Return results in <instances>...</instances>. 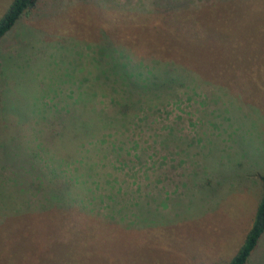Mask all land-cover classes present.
<instances>
[{
  "label": "rangeland",
  "instance_id": "374dc122",
  "mask_svg": "<svg viewBox=\"0 0 264 264\" xmlns=\"http://www.w3.org/2000/svg\"><path fill=\"white\" fill-rule=\"evenodd\" d=\"M12 1L0 0V18ZM136 1L38 0L29 18L0 42L1 262L27 251L39 264H226L251 227L264 175V0H197L190 7L197 13L175 12L179 23L172 21L171 7L157 9L161 11L142 30L134 28V10L125 9ZM179 1L181 7L191 0ZM175 30L178 44L172 47ZM116 45L129 61L106 47ZM99 48L108 55L97 66L92 61ZM142 60L157 68L156 75L178 81L164 89L168 95L186 97L183 92L195 90L189 102L183 98L174 107L166 104L163 93L162 111L155 114L157 120L151 118L156 123L135 137L141 149L153 148L155 167L148 161L145 169L135 161L132 171L119 169L111 164L118 152L109 143L56 136V131L75 125V119L84 121L78 112H89L93 125L106 115L113 117L120 103H138L131 94L118 92V75L121 66L137 74ZM53 103L69 110H62L56 122L44 114ZM43 125L50 128L39 137ZM171 127L177 140L164 141ZM129 134L108 141L126 142ZM157 134L161 138L155 143ZM82 139L86 145L78 147ZM97 148L109 160L99 165L97 176H90L87 169L100 158ZM120 155L132 160L125 150ZM28 167L31 171L23 172ZM133 176L142 187L145 176L151 177L160 184L159 193L163 185L169 195L162 194L164 201L159 202L149 194L143 209L120 213L112 211L120 210V196L105 198L107 191H95L123 182L125 190L136 189L130 188ZM28 189L31 193L24 192ZM72 192L84 194L85 200H73ZM62 204L76 210L79 225L92 216L102 224L98 235L103 232L109 240L102 237L100 247L84 250L61 237L59 228L55 235L37 236L44 239L38 244L22 241L18 214L30 216L38 226L54 218L63 222L66 216L55 208L66 213ZM136 211L142 216L135 217ZM249 264H264V237Z\"/></svg>",
  "mask_w": 264,
  "mask_h": 264
},
{
  "label": "trees",
  "instance_id": "16d2710c",
  "mask_svg": "<svg viewBox=\"0 0 264 264\" xmlns=\"http://www.w3.org/2000/svg\"><path fill=\"white\" fill-rule=\"evenodd\" d=\"M145 1L148 2V4H145ZM195 1L197 2V0H191L187 3H183L181 7H178L181 4L179 0H137L136 3L132 4V8H125V9L134 10V12L136 13L135 22L132 20L134 24V28L136 30H142L147 21H151L154 15H157L158 12H160L162 9H163L162 11L167 10L168 7H171V9L173 10L172 19L174 18V14L177 11L178 12L180 11V16L184 14L197 13V9H190L191 5H195L196 3ZM37 5H38V0H13L7 12L0 18V42L13 30L15 25L20 20L24 18H29V16L37 8ZM186 8H189V9H186ZM157 9H161V10L157 11ZM179 19L180 18L178 16L172 21L179 23ZM167 22L168 20L165 21V23ZM127 28L134 29L129 26H127ZM169 28L170 27L168 26V24H165L166 33ZM175 33L172 32V38L170 40L172 47L178 44L176 40V37L179 34L178 30H175ZM167 34H170V33H167ZM106 47H109L111 55L116 54L119 59L124 60V61L128 60L125 57L124 50L121 49L119 45H116L115 47L114 46H106ZM174 54L175 53H173V55ZM107 55L108 54L103 48L97 49L94 54V57H93L94 60L92 61V63L98 66L99 62L102 61ZM136 66L140 73L137 72L136 70L135 71L137 72V74L132 73L129 70H127L126 66L120 67V70H123V73H119L118 75L119 77L118 84H120L121 86V88L118 89L120 90L118 92L124 94L125 97L131 94L133 101L135 102L137 100L138 103L136 104L132 103L130 105L120 103L118 106V112L115 115H113V117L106 115L105 118H102L98 123L93 124V125L90 124L91 117L88 114L89 112L88 113L78 112L76 115L78 116L84 115V119H83L84 121L77 123L78 119H75L74 121L75 125L73 126L71 125L69 130H64L62 128L63 129L62 131L60 132L56 131L55 132L56 136L58 135V137H61L63 134L65 136H70V135L71 136H81V137L85 136V137H89L87 138V140L92 139V142H96L97 144H100V146L103 143H109L110 145H112L111 146L112 149L115 150L114 153H116V151L118 152V154H116L117 161L114 160L111 162V164L115 163L116 165L119 166V169L120 167L121 168L123 167V169L125 167H128L132 171L134 168L135 161L137 165H140V167L146 166L145 169H148L150 167V166H147L148 161H151L152 166L155 167L157 161L154 160L155 158L154 154L150 152V150H152L153 148L146 147V148L141 149L139 142L135 139V137L137 138L138 136L144 135L146 133V130H150V126L155 122V120H157L155 117V114L158 113V111L162 109L161 108V104H162L161 97L163 93H166V94L169 93V90H164V89H172L173 84H177L178 81H175L173 77L165 78V77L156 75L154 71H156L157 68L155 66L150 67L149 65H145L143 60L139 62L138 64H136ZM124 71H125V74H124ZM153 88L157 91L156 94L152 93ZM194 91L195 90L186 91V93L183 92L182 96H186V97H181L178 95L170 96L167 94L166 104L171 105L173 107L178 106L179 104L183 103L184 101L183 98H186V100L189 102L191 99V93H194ZM118 92L115 91L116 94H118ZM175 94H178V93H175ZM113 95L114 93L107 95V96L104 95V98L106 97L110 98ZM118 95L120 96V94ZM54 99H57V97L50 98V101L54 102ZM102 103H104V101H102ZM111 105L115 106L114 104H111ZM46 108L48 111H45L46 113L44 114H48L47 116L51 117L52 121L54 122H56L58 118L61 117L59 114L62 113V110H66L67 112L69 111L68 109H65L64 106L63 107L58 106V104L56 103H53V106H50V107L46 105ZM103 110L104 109H101V110L93 109V112L101 113L103 112ZM41 112H43V110ZM41 117L43 118V115H41ZM151 118H154L155 120L154 119L151 120ZM51 125L53 124L51 123ZM54 126H57V125H54ZM46 128L49 129L50 125L42 126V128L38 131L39 137L43 136L42 132H45ZM101 131H102V134H101ZM65 132L68 135L65 134ZM128 132H130V134L127 137L126 142L120 143L119 141H121L122 139L119 140V138L115 139V141H118V142H115L117 144H114L108 141L111 138H113L112 137L113 135L115 136L123 135V133L125 134ZM176 135L177 134L175 132V128L171 127L166 132L164 141L170 140V139H172V142L176 141L177 140ZM154 137H155V143L161 138L160 134H157ZM80 145L82 146L86 145V141L82 139V141L78 144V147H80ZM153 147L157 149L155 146ZM123 150H125L126 156L127 157L130 156L132 160L128 161L127 159L125 160L124 158L121 157L120 152H122ZM101 151H102L101 148L100 150L97 148L96 153H98L97 156L100 158L93 160L95 162V166L87 169L86 174L90 176L91 174L93 176H97V173H100V172H97L99 165L109 160V156L107 155L103 156ZM141 151L143 152V154H141ZM143 155L146 157V161H144ZM118 158H120V161H118ZM59 159L61 160L63 158L59 157ZM34 164L35 162H32L30 165L32 169H33ZM30 171L31 169L29 167L28 169L25 168L23 170V172H26V173H29ZM86 174H85V179H86ZM91 178L94 179L95 177L94 178L91 177ZM145 179L147 180V183L142 187L140 186V184H138L137 182L138 179L135 176H133V182H132L133 185H131L130 187L132 188L135 186L136 189H133V190L131 189L129 190V188L125 190V185H124L125 182H123L122 184H118L116 183L118 180H115L116 184H114L113 186H110L109 190H106L105 187L104 188L99 187L95 189V191H98V192L107 191L108 194L103 195L105 198L109 196H111L112 198L116 196H120L122 198L120 201L121 204L119 206V208L121 207L120 210L118 209L112 210L114 212L119 211L120 213L122 211H128V210L135 211L134 209L138 208L139 206H140L139 209H143L144 205L147 204L145 203V199H147L149 194H151L152 200L159 201V202L164 201V198L169 195L168 191L167 190L165 191V187L163 185L161 186V190L163 192L160 194L159 193L160 184H155V182H151L150 181L151 177L149 176H145ZM260 181H261V187H262V196L255 210V214H254L251 227L249 228L246 236L244 237L236 253L226 264H249L253 253L257 250V248L259 247L261 243L262 238L264 237V175L260 177ZM89 189H91L92 191L94 190L91 187H89ZM154 189L156 190V192H154ZM148 190H151V191H148ZM69 191L70 190H68V192ZM24 192L31 193L30 189ZM68 192L66 193L67 197L71 196V193H68ZM162 194L163 195L165 194L164 198L161 197ZM83 196L84 194L81 196L82 198L78 197L77 193L72 192L73 200L75 198H78L80 201H83L85 200ZM65 206L66 205L62 204L61 208H64ZM55 208H56V212L60 213L61 217L62 215H65L66 219L63 222H59L55 220L54 218V221H50L51 223L45 226H38L37 221H34V219L30 218V216H23L21 214H18V216L21 217L22 219V221L20 220L19 223L22 224L21 225L22 235L25 238L21 235H19V237L22 239L23 242L25 243L28 242L29 244H32L33 243L32 241H35L38 244L44 239H40L38 241L36 239L37 236L39 237L44 236L42 234L55 235V233L57 232L59 228L63 230L60 235L61 237H65L67 240L69 239L70 241L78 242V244L82 248L84 247V250L91 248L94 245L97 247H100L102 244L101 243L102 237L105 238L106 240H109V238H107L106 235H104L105 233L103 232H100V234L98 235L97 226L98 225L102 226V224L94 223L92 220L93 218L92 216H87L88 217L87 220L82 222L81 225H79L77 221L78 219L77 218L75 219V216H74V214H76V210L74 208H69V209H67L68 207L64 208L66 213H64L63 209H58L60 207L56 206ZM51 210L53 211V209ZM51 213L52 212H50L49 214ZM137 213L139 216H142L141 211L140 212L136 211L134 213L135 217H137L136 216ZM134 214L131 216H134ZM70 221L73 227H71ZM62 224L63 225L67 224V227L63 229ZM0 264H39V261H37L32 254L27 253V251H22L18 257L8 258L5 260V262H3L2 260V262L0 261Z\"/></svg>",
  "mask_w": 264,
  "mask_h": 264
}]
</instances>
